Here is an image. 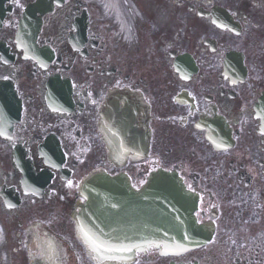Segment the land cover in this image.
Segmentation results:
<instances>
[{
    "label": "flooded vegetation",
    "instance_id": "flooded-vegetation-1",
    "mask_svg": "<svg viewBox=\"0 0 264 264\" xmlns=\"http://www.w3.org/2000/svg\"><path fill=\"white\" fill-rule=\"evenodd\" d=\"M0 129V264H264V0H0ZM100 167L177 171L210 239L99 263L75 212Z\"/></svg>",
    "mask_w": 264,
    "mask_h": 264
},
{
    "label": "water",
    "instance_id": "water-1",
    "mask_svg": "<svg viewBox=\"0 0 264 264\" xmlns=\"http://www.w3.org/2000/svg\"><path fill=\"white\" fill-rule=\"evenodd\" d=\"M78 223L83 241L100 261L129 260L152 246L176 254L204 243L195 217L197 200L175 172L159 170L140 190L125 174H92L82 187ZM87 232L99 241L131 246V252H93ZM179 246V247H178ZM115 257V258H112Z\"/></svg>",
    "mask_w": 264,
    "mask_h": 264
},
{
    "label": "snow or ice",
    "instance_id": "snow-or-ice-1",
    "mask_svg": "<svg viewBox=\"0 0 264 264\" xmlns=\"http://www.w3.org/2000/svg\"><path fill=\"white\" fill-rule=\"evenodd\" d=\"M5 126H7L6 123H5ZM0 134H4L2 129H0ZM71 186H72V183L71 181H69V187ZM84 236H85L86 241L92 246L93 252H100V253L108 254V253L131 252L133 250L131 246H127V245L117 246V245H113V244L106 243L103 241H99L87 232L84 233ZM112 258H115V257H112Z\"/></svg>",
    "mask_w": 264,
    "mask_h": 264
}]
</instances>
